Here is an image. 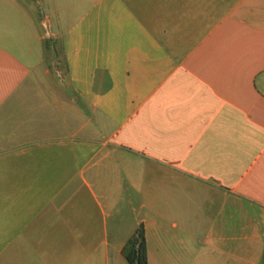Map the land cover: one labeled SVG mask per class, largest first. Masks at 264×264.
Segmentation results:
<instances>
[{
    "label": "crops",
    "instance_id": "1",
    "mask_svg": "<svg viewBox=\"0 0 264 264\" xmlns=\"http://www.w3.org/2000/svg\"><path fill=\"white\" fill-rule=\"evenodd\" d=\"M0 151L133 212L68 264H264V0H0Z\"/></svg>",
    "mask_w": 264,
    "mask_h": 264
},
{
    "label": "rangeland",
    "instance_id": "2",
    "mask_svg": "<svg viewBox=\"0 0 264 264\" xmlns=\"http://www.w3.org/2000/svg\"><path fill=\"white\" fill-rule=\"evenodd\" d=\"M48 158V166L37 169L0 151V264H68L73 248L112 240L120 218L133 220L129 206L111 208L78 187L80 165L65 171ZM88 228L98 233L77 235Z\"/></svg>",
    "mask_w": 264,
    "mask_h": 264
},
{
    "label": "trees",
    "instance_id": "3",
    "mask_svg": "<svg viewBox=\"0 0 264 264\" xmlns=\"http://www.w3.org/2000/svg\"><path fill=\"white\" fill-rule=\"evenodd\" d=\"M122 254L128 264H147L144 228L139 224L125 242Z\"/></svg>",
    "mask_w": 264,
    "mask_h": 264
}]
</instances>
